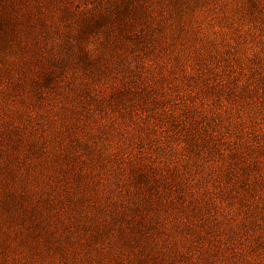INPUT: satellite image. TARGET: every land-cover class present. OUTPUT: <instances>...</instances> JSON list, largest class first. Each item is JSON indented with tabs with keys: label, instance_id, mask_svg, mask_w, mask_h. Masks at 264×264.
<instances>
[{
	"label": "rangeland",
	"instance_id": "rangeland-1",
	"mask_svg": "<svg viewBox=\"0 0 264 264\" xmlns=\"http://www.w3.org/2000/svg\"><path fill=\"white\" fill-rule=\"evenodd\" d=\"M0 264H264V0H0Z\"/></svg>",
	"mask_w": 264,
	"mask_h": 264
}]
</instances>
